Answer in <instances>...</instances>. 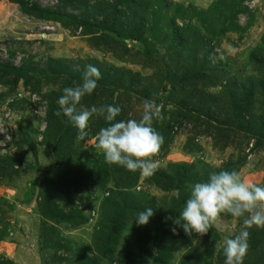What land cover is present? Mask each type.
I'll return each instance as SVG.
<instances>
[{
	"label": "rangeland",
	"instance_id": "374dc122",
	"mask_svg": "<svg viewBox=\"0 0 264 264\" xmlns=\"http://www.w3.org/2000/svg\"><path fill=\"white\" fill-rule=\"evenodd\" d=\"M25 1L59 14L0 0V62L50 69L0 72V264H264V0Z\"/></svg>",
	"mask_w": 264,
	"mask_h": 264
},
{
	"label": "trees",
	"instance_id": "16d2710c",
	"mask_svg": "<svg viewBox=\"0 0 264 264\" xmlns=\"http://www.w3.org/2000/svg\"><path fill=\"white\" fill-rule=\"evenodd\" d=\"M126 0H116V3L119 5L123 2H125ZM17 2L19 3V6L20 8L22 9V12L24 13H27V14H33L35 15L36 17L38 18H46L45 16H55V14H59L58 12H56L55 10H53L52 8H48V7H42L40 6V4L36 5V4H29L28 1H25V0H17ZM87 3H84L83 6H79L82 8V17L81 18H76L75 15H70L71 17L73 16L75 18V22H77L78 24H80L81 26H84V27H94L95 25H97L96 23L94 22H89L88 20H86V14L90 16V11L91 13H93L95 9H98L97 6H93V8L90 10L89 9V6L86 5ZM97 7V8H96ZM97 11V10H96ZM99 26V25H98ZM53 62L52 64H50V66L52 67L53 66ZM5 71H12L14 72V74L16 76H22L23 75H28L29 73H31L32 75H48L49 72H50V69L49 68H45L44 66H40V67H31V66H28V65H22L20 67H12L10 65H7V64H3L0 62V72H5ZM69 74L73 77V79H84V80H88L87 82L89 81H93L94 82V87H100L99 85H106V82L102 81V77H95L94 79H90V76L87 75L86 71L83 72V71H75L73 73L69 72ZM74 75V76H73ZM91 84V83H89ZM96 87V88H97ZM117 87V86H116ZM113 89H116V88H113ZM70 100L75 102V99L71 96H69ZM114 103L113 102H110L108 104V106L110 107V110L108 111V118H107V121L105 122H100L99 126L97 127V129L95 131H98V130H103L106 132V135L105 137L108 138L109 136H111V134H116V132H112V129L114 128V124L116 121H119L121 119H123V117L126 115V112H123L121 113V109H118L116 105H113ZM50 106H51V110L52 108H54V104H52L50 102ZM115 106V107H114ZM187 114V113H186ZM109 119V120H108ZM65 125H66V122H65ZM68 129V130H66ZM69 128H66V126L64 127V130H63V134L61 136V139L62 141L64 140H69L71 141L72 138L74 137V133H70L69 134ZM60 138V137H59ZM67 142V141H66ZM63 142H61V145L59 146L58 148V153L56 155V159L59 160V159H65V158H62L61 155H60V152L62 151V147H63ZM65 146H67L66 144L64 145V148ZM61 157V158H60ZM68 168V169H66ZM80 168L79 166L78 167H75L74 166H69L67 164H63V166H59L58 168H56L53 172L55 174L56 177H59L61 178V180H64L65 182H67L68 184L71 183V185H77L81 182L82 180V177H83V173L81 171H79ZM100 173V177L101 175H106V173H102V172H99ZM49 176V174H48ZM99 177V179H100ZM53 179V178H52ZM51 179V180H52ZM53 181V180H52ZM105 180H102L100 181V184L104 187L105 185ZM54 182V181H53ZM55 183V182H54ZM66 185V191L68 192V188H69V185ZM105 190H107L106 188H104ZM67 192L64 193L66 194L65 196H61V194H59V196H55V198H51L50 196V200L49 202L47 203V207H48V210L51 214V220L52 221H55V222H63V221H69L70 219H72L73 217H75V215H73V210L74 209H71L68 213H63V212H60L58 210V208H56L57 206V203H56V200H59V199H63V200H67V198L69 199L70 196L67 195ZM71 199V198H70ZM117 207V206H116ZM190 206L187 204V209L189 208ZM120 217V216H119ZM117 221H119V219L117 218ZM255 234V233H254ZM111 240L110 238H108V240L105 242V244L101 245V247L99 248V251H101L100 253H109V255L111 256L112 255V248H107L106 249V246L108 247L109 245H111ZM89 260V259H88ZM94 264V262H91L89 261V263L87 264Z\"/></svg>",
	"mask_w": 264,
	"mask_h": 264
},
{
	"label": "built area",
	"instance_id": "2783aa9c",
	"mask_svg": "<svg viewBox=\"0 0 264 264\" xmlns=\"http://www.w3.org/2000/svg\"><path fill=\"white\" fill-rule=\"evenodd\" d=\"M1 120V119H0ZM3 127V124H2V122L0 121V129ZM1 131V133H0V142L4 145V143L5 142H8L9 141V139H8V135L9 134H7V129L6 130H4V129H2V130H0Z\"/></svg>",
	"mask_w": 264,
	"mask_h": 264
}]
</instances>
